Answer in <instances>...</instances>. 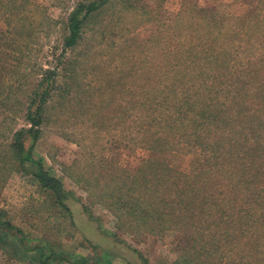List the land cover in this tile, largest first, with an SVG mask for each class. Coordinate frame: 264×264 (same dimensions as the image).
Instances as JSON below:
<instances>
[{
    "label": "rangeland",
    "instance_id": "rangeland-1",
    "mask_svg": "<svg viewBox=\"0 0 264 264\" xmlns=\"http://www.w3.org/2000/svg\"><path fill=\"white\" fill-rule=\"evenodd\" d=\"M88 1L96 0H27L15 43L2 35L8 22L0 18L1 156L13 132L28 127V94L41 71L57 63L68 14ZM212 58L226 69L213 73L223 75L211 76ZM197 67L208 69L210 77L200 79L213 86L206 96L228 99V110L237 104L232 110L244 118H264V0L106 3L88 19L78 44L66 50L34 147L72 194L66 202L71 216L33 177L9 167L0 170L5 219L35 241L45 237L77 255L98 251L99 264H142L116 241L149 264H264V191L256 190L264 184L252 183L248 195L258 197L234 217L223 207L229 198L221 197L223 179L204 170L199 147L151 150V134L159 130L153 123L159 116L155 101L174 99ZM244 133L253 144L249 131ZM187 175L191 187L206 182L212 193L190 194L193 207L184 220L175 207L158 210V199L169 198ZM138 197L150 205L146 218L139 212L147 207H136ZM122 202L134 205L133 215L120 208ZM122 211L129 216L115 214ZM249 215L256 220L252 227ZM7 260L0 250V264H31Z\"/></svg>",
    "mask_w": 264,
    "mask_h": 264
},
{
    "label": "trees",
    "instance_id": "trees-1",
    "mask_svg": "<svg viewBox=\"0 0 264 264\" xmlns=\"http://www.w3.org/2000/svg\"><path fill=\"white\" fill-rule=\"evenodd\" d=\"M109 1L80 2L68 14L62 53L57 57L54 68L41 71L40 77L28 94L24 114L28 127L13 132L10 143L2 148L4 153L2 156L0 155V170L2 172L10 167L12 170L33 177L38 186L51 196L53 204L67 211L70 216L66 202L72 199V194L64 189L62 181L52 175L45 168L43 161L35 156L34 147L42 135L41 127L46 121V107L56 90L57 78L60 75L58 69L63 64L66 50L73 49L78 44L88 19ZM25 3L27 0H0V18L8 22L7 30L2 35L11 43H15L14 35L20 32L19 22L23 26V20L26 17ZM212 59L216 64L209 65L211 76L213 74L223 75L219 70L226 69L218 66L222 62L221 59ZM217 67L219 70L213 73L212 69ZM206 70H208L206 67H197L190 71L189 83L180 87L179 93L183 94L181 97L178 96L179 93H175L174 99L167 97L155 101L159 116L153 119V123L159 127V130L151 134L150 139L153 143L151 150L163 152L166 150L176 151L175 149H178L179 146L184 149L199 147L206 160L207 166L204 170L209 175H218L219 179H223L224 187L221 186V197L223 199L227 195L229 196L224 200V204L227 205L223 206L226 208L224 210L234 217H239L249 210L248 203L258 197L251 198L248 195V189L253 188L252 183L261 181L264 184V178H262L264 175V118L259 114L244 118L240 111L232 110L237 107V104L231 105V110H228V104H230L228 99L206 96V93L211 92L213 87L212 85H202L203 81H200L205 74L207 75ZM174 87L177 85L175 84ZM171 91L172 88L169 92ZM260 100H264V96H261ZM163 107H165L164 111H162ZM261 110L258 108V112ZM148 120L150 119L148 118ZM145 122L147 123V120ZM246 130L251 134L253 144L249 143L250 138L244 133ZM207 154L212 155L208 156ZM226 158L229 160V169L225 166ZM186 179L176 185L169 198L158 199V210L175 207L180 212L178 217L183 215L181 220H184L193 207L190 194L198 193L206 196L212 193L209 192L206 182H201L199 187L194 186L193 188L188 182L191 177L187 175ZM256 190L264 191V187H256ZM135 201L136 207H147H143L142 212H139L142 218H146L150 205L148 202L142 203L145 201L144 197L135 198ZM213 203L214 201L209 206L212 207ZM120 208L128 212L133 211L132 215L136 211L134 205L130 203L122 202ZM234 209L237 211H233ZM250 209L252 210L251 207ZM115 214L119 218L122 215L129 216L125 211ZM247 216L246 213L245 217ZM249 218L250 227H252L256 220L251 215ZM247 224L248 222L241 226L247 228ZM31 238L26 235L23 229L13 226L7 221L5 213L0 210V250L7 257V261L31 264H99L98 251H95L92 256L77 255L45 237H39V240L36 241ZM113 238L116 237L113 236ZM116 242L128 247L141 259L142 264H149L136 249L123 241ZM95 248L97 247L95 246Z\"/></svg>",
    "mask_w": 264,
    "mask_h": 264
}]
</instances>
